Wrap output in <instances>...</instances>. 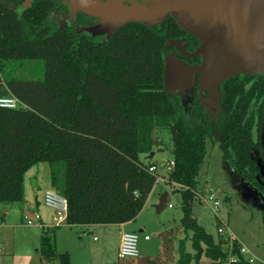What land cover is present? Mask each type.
Listing matches in <instances>:
<instances>
[{
    "label": "trees",
    "instance_id": "16d2710c",
    "mask_svg": "<svg viewBox=\"0 0 264 264\" xmlns=\"http://www.w3.org/2000/svg\"><path fill=\"white\" fill-rule=\"evenodd\" d=\"M162 27L131 23L98 43L75 31H57L41 2L18 14L0 0V98L18 101L16 109L0 108V206L22 207L25 173L46 163L51 190L67 203L66 226L132 222L156 183L155 171L149 172L156 162L149 156L162 145L153 132L165 129L173 167L164 183L180 195V224L159 232L157 256L118 264H204L202 257L223 262V240L214 241L192 215L204 193L198 178L206 141H219L229 170L264 199L256 165L258 159L264 167V76L226 80L218 90L215 118L195 85L185 113L181 100L166 92L163 77L165 43L180 31L172 20ZM29 61L41 67L36 80L5 69ZM56 230L42 229L38 255L45 263L69 264L68 254L56 251ZM234 253L235 264H248L237 246Z\"/></svg>",
    "mask_w": 264,
    "mask_h": 264
},
{
    "label": "rangeland",
    "instance_id": "374dc122",
    "mask_svg": "<svg viewBox=\"0 0 264 264\" xmlns=\"http://www.w3.org/2000/svg\"><path fill=\"white\" fill-rule=\"evenodd\" d=\"M9 73L23 80H36L39 78L41 67L37 62L29 61L21 65L5 68ZM2 77V74H0ZM191 90L180 94L181 102L185 113L188 112L187 104L190 99ZM202 93L201 101L211 118H215L218 113V97L216 94L206 92L200 88ZM172 99L173 95L171 96ZM153 137L162 145L160 152L155 153L154 161L159 172L164 175L169 173L166 170V163L172 162V142L168 130L160 129L153 132ZM38 169V176L35 171ZM34 174V177L31 175ZM49 170L46 163H39L30 168L24 178L32 177L33 184L36 179L39 181L41 193L51 190L48 182ZM36 177V178H35ZM199 182L203 190H211L220 202L219 208L214 210L210 204L195 201L192 205V215L199 226L217 241L219 235L217 229L223 228L226 224V232L232 236L238 244L242 245L249 254L260 264H264V232L262 228V212L264 211V201L260 194L244 182L239 176L232 173L222 159V151L219 141H206V156L200 169ZM154 193L148 197L144 208L140 211L136 219L127 223L123 232H138L139 235L137 249L140 256L155 257L160 253L159 232L177 227L180 224L182 213L180 210V195L172 193L170 188L163 182L155 183ZM160 191L168 192L170 201L167 207L160 212L155 209L159 199ZM33 194L28 189L25 196L31 200L33 205ZM38 194V193H37ZM10 210V209H8ZM46 211L49 217H54L55 213L47 209L40 203L34 209L25 208V216L28 213L39 216ZM12 214L14 212L10 211ZM13 220L12 217H9ZM221 221V223H220ZM11 220L0 224V264H59L58 261L45 263L38 255L41 227L37 222L31 226L18 223H9ZM25 223V221H24ZM220 223V224H219ZM219 224V225H218ZM40 227V228H39ZM56 233V231H55ZM149 237V241H144L143 237ZM184 235L179 234L178 239ZM95 239V240H94ZM57 250L60 253L68 254L69 264H93L96 259H103L101 264H118V259L113 256L115 241L118 240L117 227L115 225H97L89 228L75 226L71 229L62 228L56 233ZM55 240V248H56ZM98 246H104L99 253ZM186 251L191 253L190 242H186ZM177 254H174V259ZM97 262V260L95 261ZM204 264H228L226 261L210 263L202 257ZM96 264V263H95Z\"/></svg>",
    "mask_w": 264,
    "mask_h": 264
},
{
    "label": "water",
    "instance_id": "95a60500",
    "mask_svg": "<svg viewBox=\"0 0 264 264\" xmlns=\"http://www.w3.org/2000/svg\"><path fill=\"white\" fill-rule=\"evenodd\" d=\"M145 1L148 7L125 8L116 0L91 4V11L85 12L102 22L85 33L89 37L107 34L106 40H109L127 24L152 28L171 17L179 29L197 39L199 45L193 52L186 53L180 41L167 40L164 49L174 48L185 58H200L201 62L189 65L176 60L174 54L167 55L163 77L168 94L183 84L185 95L194 87L197 76L199 88L216 94L219 99L218 90L226 80L238 75L264 76V0ZM257 166L264 181V167L260 161ZM169 201V195L164 192L155 206L156 211L165 209Z\"/></svg>",
    "mask_w": 264,
    "mask_h": 264
},
{
    "label": "flooded vegetation",
    "instance_id": "af4514ba",
    "mask_svg": "<svg viewBox=\"0 0 264 264\" xmlns=\"http://www.w3.org/2000/svg\"><path fill=\"white\" fill-rule=\"evenodd\" d=\"M8 5L12 10H14L16 13H20L22 11H26L27 9L31 8L33 4L37 2H41L45 4L47 7H49V21L52 23V26L57 30V31H75L78 36H87L85 31L88 28L96 27L101 24L102 20L100 18H97L95 16L89 15L85 11H91V4L95 2H100L102 4H108L110 2H113L115 0H6ZM120 1V6L125 7V8H131L134 7L135 5L143 6V7H148L149 5L146 3L145 0H116ZM90 2V3H89ZM172 20L174 21L171 17H167L164 22L156 26L158 30L164 29L162 25L169 21ZM175 23V22H174ZM176 25V23H175ZM177 26V25H176ZM155 28V27H152ZM180 32H177L176 37L170 41H180L181 45L184 46V50L186 53H191L193 52L199 45V42L197 43V40H193V36L187 34L186 32L182 31L179 29ZM106 36L107 34L101 35V36H96V37H89L93 39H97L98 43H103L106 41ZM113 37V36H112ZM167 42V41H166ZM196 45V47L192 50H190V45ZM166 45V43H165ZM165 47V46H164ZM166 56L169 54H174V58L179 61H183L189 65V61L193 59H187L185 58L180 51L174 49V48H169L166 50ZM165 56V57H166ZM201 60V59H200ZM197 76L195 77V85L197 84L196 80ZM182 85L179 84L178 89H175V91L171 94L170 96L173 95V97H178L180 99V94L182 93ZM192 88L193 89L195 88ZM190 91L189 96L192 94ZM198 98L201 101V96L202 93L200 92V88H198ZM181 100V99H180ZM189 101V100H188ZM203 104V103H202ZM217 116V115H216ZM259 160L257 159V162ZM257 165V164H256ZM258 167V166H257ZM238 176V175H237ZM259 177L261 178V175L259 173ZM258 180V178H257ZM261 184H264V181L262 179ZM261 196V195H260ZM262 198V196H261Z\"/></svg>",
    "mask_w": 264,
    "mask_h": 264
},
{
    "label": "built area",
    "instance_id": "2783aa9c",
    "mask_svg": "<svg viewBox=\"0 0 264 264\" xmlns=\"http://www.w3.org/2000/svg\"><path fill=\"white\" fill-rule=\"evenodd\" d=\"M18 107V101L13 97L0 98V108L2 109H16ZM173 167V163L169 162L166 170L171 171ZM154 169H149V172L154 173ZM159 181V177H156V183ZM202 203L210 204L214 210L219 208L220 202L215 196V194L208 190L204 191L203 195L198 199ZM43 203L45 207L49 208L55 213V222L57 224L65 223L66 213H67V203L64 198L59 196L52 190L45 191L43 194ZM25 221V225L31 226L39 221L37 216L25 217L23 222ZM221 223V221H220ZM219 223V224H220ZM223 223V228L219 227L217 229V234L219 238H221L224 242V249L227 253L228 264H235L237 261L236 254L234 253V246H237V251L239 255L243 257L248 264H260L258 263L249 252L242 247V245L238 244V242L232 237L229 236L226 232V224ZM144 241H148L149 237L144 236ZM139 240V235L136 233H123L121 235L119 248L117 251V259H136L139 257V252L137 249V244Z\"/></svg>",
    "mask_w": 264,
    "mask_h": 264
},
{
    "label": "crops",
    "instance_id": "0c3cea01",
    "mask_svg": "<svg viewBox=\"0 0 264 264\" xmlns=\"http://www.w3.org/2000/svg\"><path fill=\"white\" fill-rule=\"evenodd\" d=\"M149 158L150 159L155 158V154L153 153L152 157L149 156ZM167 165H168V163H166V168H167ZM34 174H36V176H38V169H36V171H35ZM34 174H32L31 176L34 177ZM155 174L159 177V181L160 182H163V183L165 182V179L167 178V175H168V173L166 175H164L161 171L159 172V169H158V166L157 165H156V168H155ZM32 177L24 178V182H23V185H24V190H23L24 191L23 192L24 203H23L22 207H19L18 204H12V205H7V206H0V217H2V222L11 220V222H9V223H13V221H14L15 223H18L16 225H20V224L22 225V224H24L23 220H24L25 217L35 216V215L30 214V213H28L27 216H25V208L32 211L34 209V206L37 207V206L40 205V203L43 204V206L45 207V205L43 203V194H44L45 191H48V190H45V191H43L41 193V190L39 188V181H38V179H36V183L33 184ZM48 182H49V186H50L49 176H48ZM27 186H28L29 191L31 190L32 193H34L33 196H32L33 197V201H32L33 202V205L30 202L31 200H28V198L25 196V191H26ZM154 190H155V188L153 187L151 193H154ZM164 192H166V191H160L158 193L159 198L161 197V195ZM151 193H150V195H151ZM166 193L168 194V192H166ZM158 202H159V199L157 200L156 203L158 204ZM45 208H47V207H45ZM8 209H10V210H8ZM47 209H49V208H47ZM10 211H12L14 213L12 214ZM9 217H12L13 220L10 219ZM38 218H39L38 223L40 224L41 232H42V229L54 228V227L57 228L56 233L58 231H61L62 228H68V229H71L72 228V227L66 226L65 223L57 224L55 222L54 217H49L48 214L46 213V211H43L42 215H39ZM115 226L117 227L118 240L115 241V247L113 249V256H115L117 258V251H118V248H119L121 235L123 233H127V232H123L126 229L127 223L126 224H122V225H115ZM73 227H75V226H73ZM79 227L89 228L91 226H79ZM56 233H55V240H56ZM129 233L141 234L142 233V230H139L138 232H129ZM103 247L104 246H102V247L101 246H98V248L96 250H98L99 253H100L101 251H103ZM56 251L58 252V250H57V240H56ZM66 251H67L66 253H68V254L70 253L69 250H66ZM58 253H60V252H58ZM60 254H63V253H60ZM96 260H97V262H95ZM96 260L94 261L93 264H95V263L96 264H101L103 262V259H96Z\"/></svg>",
    "mask_w": 264,
    "mask_h": 264
}]
</instances>
